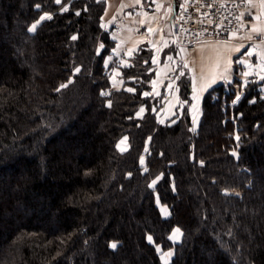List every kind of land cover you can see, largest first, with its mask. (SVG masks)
Returning <instances> with one entry per match:
<instances>
[{
    "label": "trees",
    "instance_id": "16d2710c",
    "mask_svg": "<svg viewBox=\"0 0 264 264\" xmlns=\"http://www.w3.org/2000/svg\"><path fill=\"white\" fill-rule=\"evenodd\" d=\"M68 1L0 0V264H164L158 245L170 264H264V79L235 104V86L209 89L195 131L184 104L161 123L150 53L126 70L134 91L113 90L104 4Z\"/></svg>",
    "mask_w": 264,
    "mask_h": 264
},
{
    "label": "rangeland",
    "instance_id": "374dc122",
    "mask_svg": "<svg viewBox=\"0 0 264 264\" xmlns=\"http://www.w3.org/2000/svg\"><path fill=\"white\" fill-rule=\"evenodd\" d=\"M71 1L73 4H75L78 0H70L67 3L63 4L62 7H66L68 9L69 5H72ZM99 1H101L105 7L104 13L101 16L100 26L102 27L103 32L104 31L108 32L110 37L114 41L112 48L105 56V60L109 61L108 66L106 67L104 63V66L106 67V70L108 71V74L111 79V83H112L111 88L113 90L121 89V88L134 89L130 83H133V81L135 80L142 81L143 79L142 75H136L135 73H131L132 76H129V73H126V70L128 68L130 67L134 68L137 65L138 61H140L141 58L138 59L136 62L135 57L141 51H144L143 53L145 52L150 53V57H151V58L149 57L151 64L150 66H146L147 68L145 70V75L147 76L151 72H153L154 76H156L157 74L156 71L158 70L159 63H154L155 61L154 56L156 51H159V54L161 53V57H162V59H160L161 62H165L164 59L167 56H169V60L167 61L165 67L163 68L165 69L164 74L167 76V79L160 93L155 95L154 89L152 90V88H154L152 84V79H153L152 78L149 83L150 88L145 93H148V96L157 98V102L159 103V100L163 101L164 95L166 93L175 90V92L178 95L179 105L176 107L172 115L159 112L157 113V118L161 123H167L175 116H177L175 118H179L182 115V110H183V107H181V105L184 104L189 109V114L192 120V129L194 128L195 130H197L203 116L204 97L202 98L200 103H198V101H196V97L191 91V93L188 95L189 98L187 100L182 99L183 96L181 93L182 90L181 83L185 79V74L189 73V71L186 69L187 66L185 64L183 57L185 58V56L188 55V52L190 53L194 49V47L202 41L221 40L226 38L228 39L229 36L238 35V33L227 34L228 37H225V35H223V37L215 38L213 31H198V35L202 36L203 38L197 41L195 39L194 32L187 33L184 30H182L180 21H183L184 17H186L190 13L196 15L199 14L198 9L200 8L199 7L200 5H198L195 0L177 1L174 16L171 20V24L172 22H174V26L173 25L171 26L170 28L171 30L169 29L168 25L166 24V21L163 18L162 5L154 4L152 0H140L139 3H137V0H109V1L99 0ZM186 1L189 2V5H183L184 3H186ZM46 13L53 16V12L50 11L43 12L41 16L45 15ZM251 16H252V11L249 8V12H247V14L244 15L242 26L244 28H245L244 24L248 28L252 26L250 29L251 33L254 32L253 29L259 30V28H262L261 30H259L261 31V33L257 31L259 33L257 39H260V41L262 42L260 48L261 62L259 65H256L255 62H252L254 58L252 56L250 58L249 65H252L253 67H255V69H252L250 72L249 68L248 71L246 69L244 71V69H242V66L239 63H237V61L235 60L234 61L235 75H233L232 80H228V81L226 80L221 82L225 85L235 86L239 96L243 94L244 92L243 89H245L246 85H249V83L251 82H256L257 80L264 78V25L263 22L261 23V25H259L258 23L250 22ZM216 17H217L216 11L212 10L209 12L208 18L211 19L213 22ZM39 20L40 18L35 22H33L30 25V27ZM41 22L42 21H40V23ZM39 24H37V26ZM115 38H118V40ZM161 41H168V43L166 44V46L163 47L160 43ZM191 42H194L193 47L191 45L192 44ZM188 44L190 45L188 46ZM137 45L140 47L138 48L137 51L133 52ZM255 55H257V53H255ZM246 73L247 75H245ZM260 87L264 91V83ZM142 108L144 109L143 111L144 113L140 111ZM146 110L147 108L145 105L140 106L137 115L141 117L144 116ZM125 137H123L118 142V144L120 145L119 147L120 150L129 147L128 137L127 140H124ZM121 141H123V143H121ZM235 193H241V192L235 190ZM159 207L161 211L162 209H164L167 213L165 214V211H162L163 216L165 217L170 216L171 212L167 205L161 204L159 202ZM174 229L172 230L170 236L173 234ZM182 237H183V231L181 230V234H179L178 237L175 238L174 240H171L172 244L174 245L179 243L182 240ZM158 246L160 248L159 252L161 255L160 257L162 263L170 264L175 256L176 248L171 247L168 249H164L161 245ZM169 252L173 254L171 256H166L165 254Z\"/></svg>",
    "mask_w": 264,
    "mask_h": 264
},
{
    "label": "crops",
    "instance_id": "0c3cea01",
    "mask_svg": "<svg viewBox=\"0 0 264 264\" xmlns=\"http://www.w3.org/2000/svg\"><path fill=\"white\" fill-rule=\"evenodd\" d=\"M177 1L178 0H155L154 3L156 5H162L163 18L169 29L172 26L171 20L174 16ZM249 8L252 11L250 22L258 23L259 25L263 22L264 25V0H251ZM251 27L252 26H250V29ZM261 29L262 28H259V30ZM259 30L253 29L258 35V32L261 33ZM115 39L118 40V38ZM160 43L164 47L168 41H161ZM261 44L262 42L260 39H253V36L238 34L229 36L228 39L202 41L198 43L190 53L187 51L188 55L185 56V54V58L183 57V59L187 66L185 67L191 76L192 92L196 97V101L200 103L205 93L216 84L226 80H232L233 75H235V60L242 66L244 71L245 69L248 71V68L250 72L252 69H255V67L249 65V61L253 56L252 62H255L256 65L260 64ZM139 47L140 46L137 45L134 51H132H137ZM237 49H239V51H237ZM253 52L257 53V55ZM154 59L156 61H154V63H159L158 70L156 71L157 74L152 79L154 87L152 90L154 89V94L157 95L160 93L167 79V76L164 74L165 69L163 68L169 60V56L164 59L165 62H161V53L159 54V51H156ZM178 102L179 99L175 90L166 93L164 95L162 109L159 112L172 115L179 105Z\"/></svg>",
    "mask_w": 264,
    "mask_h": 264
},
{
    "label": "built area",
    "instance_id": "2783aa9c",
    "mask_svg": "<svg viewBox=\"0 0 264 264\" xmlns=\"http://www.w3.org/2000/svg\"><path fill=\"white\" fill-rule=\"evenodd\" d=\"M200 5L199 14H188L180 21L182 30L187 33H195V39L201 40L203 37L198 35V31H213L215 38H220L227 34H242L253 36V39L258 38V34L251 33L250 28L245 24L242 26L244 15L249 12L250 0H195ZM183 5H189L186 1ZM216 11L217 17L214 22L208 18L210 11ZM219 11V12H218ZM243 13V16L241 14ZM220 15V16H219ZM179 24V22H178ZM174 26V22H172ZM192 47L194 42H191ZM190 44H188L189 46Z\"/></svg>",
    "mask_w": 264,
    "mask_h": 264
},
{
    "label": "snow or ice",
    "instance_id": "6c2138e0",
    "mask_svg": "<svg viewBox=\"0 0 264 264\" xmlns=\"http://www.w3.org/2000/svg\"><path fill=\"white\" fill-rule=\"evenodd\" d=\"M98 2H99V0H98ZM139 2H140V0H137V3H139ZM152 2L155 3V0H152ZM55 3H56V4H61V3H62V0H55ZM36 7L39 8L40 5H36ZM61 10H62V11H67V8H66V7H62ZM85 10H86V9H85ZM75 14H76L77 16H79V15H80V12H76ZM241 16H243V13L241 14ZM45 19L51 20V19H52V16H51L50 14H47V13H46L45 15L41 16L39 21H37V22L34 23L31 27L28 28V31H29V32H34V31L36 30L37 24H39L40 21H43V20H45ZM72 39H76V37L73 36ZM103 47H104V45L101 44V45H100V48H103ZM237 51H239V49H237ZM98 54H99V49H98ZM108 62H109L108 60H105V61H104L106 67L108 66ZM241 62H242V61H241ZM146 63H147V61H146ZM75 71H76V72H79V71H80L79 67H77V68L75 69ZM245 75H247V73H246ZM262 79H264V78H262ZM61 87H66V85H61ZM57 91H59V89H57ZM127 91L131 92V91H134V89H132V88H128ZM101 95H102V96L110 95V93H108V92H101ZM145 95H148V93H145ZM239 99H240V96L237 95L236 100H234L233 103L235 104ZM110 105H111V102L109 101V106H110ZM140 111L143 112L144 109L142 108ZM173 122H174V121H173ZM190 131H195V129H194V128H193V129H190ZM237 139H238V138H237ZM124 140H127V137H125ZM121 143H123V141H121ZM117 147L119 148L120 145L118 144ZM122 150H126V149H122ZM146 150H147V149H146ZM233 154L235 155V153H233ZM141 163H143V158H141ZM145 171H147V169H145ZM129 175H131V174H129ZM157 179H159V177H157ZM154 184H155V181H153V184H152V185H149V187H152ZM236 195H239V194L237 193ZM162 211H165V210L162 209ZM165 214H167L166 211H165ZM179 234H181V230H180L179 228L174 229L173 234H172L171 236H169V240H174L175 238L178 237ZM148 240H149V242H152V237L149 236V237H148ZM109 247L112 248V249H116V248H117V244H116V243H111V244L109 245ZM157 251H158V252L160 251L159 246H157ZM172 254H173V253L169 252V253H166L165 255H166V256H171Z\"/></svg>",
    "mask_w": 264,
    "mask_h": 264
}]
</instances>
